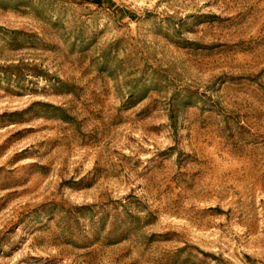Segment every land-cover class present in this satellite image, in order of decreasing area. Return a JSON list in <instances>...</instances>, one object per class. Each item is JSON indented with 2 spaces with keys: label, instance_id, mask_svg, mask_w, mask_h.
<instances>
[{
  "label": "rangeland",
  "instance_id": "374dc122",
  "mask_svg": "<svg viewBox=\"0 0 264 264\" xmlns=\"http://www.w3.org/2000/svg\"><path fill=\"white\" fill-rule=\"evenodd\" d=\"M0 264H264V0H0Z\"/></svg>",
  "mask_w": 264,
  "mask_h": 264
},
{
  "label": "trees",
  "instance_id": "16d2710c",
  "mask_svg": "<svg viewBox=\"0 0 264 264\" xmlns=\"http://www.w3.org/2000/svg\"><path fill=\"white\" fill-rule=\"evenodd\" d=\"M93 3H98V0H93Z\"/></svg>",
  "mask_w": 264,
  "mask_h": 264
}]
</instances>
